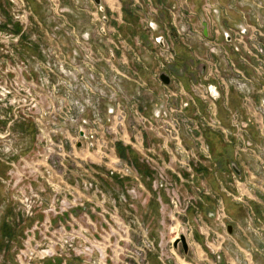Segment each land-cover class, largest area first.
I'll return each instance as SVG.
<instances>
[{
    "label": "rangeland",
    "instance_id": "1",
    "mask_svg": "<svg viewBox=\"0 0 264 264\" xmlns=\"http://www.w3.org/2000/svg\"><path fill=\"white\" fill-rule=\"evenodd\" d=\"M141 1L0 0V264H264V0Z\"/></svg>",
    "mask_w": 264,
    "mask_h": 264
},
{
    "label": "crops",
    "instance_id": "2",
    "mask_svg": "<svg viewBox=\"0 0 264 264\" xmlns=\"http://www.w3.org/2000/svg\"><path fill=\"white\" fill-rule=\"evenodd\" d=\"M134 1L135 0H101L102 8L105 10V13L108 14L103 17L105 23H109L110 29L113 32L115 31V33L125 38H134L139 32L137 18L139 19L140 17L136 15L137 10L134 6ZM141 3L142 11H145V0H142ZM82 23L87 24V21H82Z\"/></svg>",
    "mask_w": 264,
    "mask_h": 264
},
{
    "label": "built area",
    "instance_id": "3",
    "mask_svg": "<svg viewBox=\"0 0 264 264\" xmlns=\"http://www.w3.org/2000/svg\"><path fill=\"white\" fill-rule=\"evenodd\" d=\"M89 1H92V0H89ZM103 21H104V19H103ZM164 39H165L164 37H157L156 42L159 43L160 45H164L163 44ZM86 40H89V38L87 37ZM87 51H88V53H85L83 55V58H84V60H83L84 65L83 66H85L84 68H89V69L93 68V69L97 70V67L102 64L101 54L100 55L98 54L97 56H95V55L91 54V52L88 49H87ZM74 54H75V56H79V53L77 50L75 51ZM113 57H114V55H113ZM113 57H112V59H114V61H115V57L114 58ZM115 70L117 71V69H115ZM114 78H115V81H117V74L115 75ZM82 79H83L82 81H84L85 84H87V82H88L91 86L94 85L97 87L101 84V74L98 75V77L96 74L95 75L90 74L89 78L87 77L85 79V77H83ZM86 86L88 87V85H86ZM99 95H100V93H99ZM108 110H109L110 114H115V109L113 107H110Z\"/></svg>",
    "mask_w": 264,
    "mask_h": 264
},
{
    "label": "water",
    "instance_id": "4",
    "mask_svg": "<svg viewBox=\"0 0 264 264\" xmlns=\"http://www.w3.org/2000/svg\"><path fill=\"white\" fill-rule=\"evenodd\" d=\"M93 2L96 5L100 6L101 10L103 9L101 6V0H93ZM202 26H203V30H204V35L206 36L207 35V24L205 21L202 23ZM226 38H229V36L226 35ZM159 79L165 85L170 84V77L166 73H161L159 76ZM228 232L229 233L232 232V226L231 225H228ZM179 246H181L184 254H188L189 247H188L186 237L183 234H180L176 239L173 240V247L175 249H178Z\"/></svg>",
    "mask_w": 264,
    "mask_h": 264
},
{
    "label": "bare ground",
    "instance_id": "5",
    "mask_svg": "<svg viewBox=\"0 0 264 264\" xmlns=\"http://www.w3.org/2000/svg\"><path fill=\"white\" fill-rule=\"evenodd\" d=\"M92 2V1H91ZM93 3V2H92ZM106 45V44H105ZM110 48V47H109ZM181 234H183V233H181ZM180 234H178V236H179ZM178 236H176L174 239H176Z\"/></svg>",
    "mask_w": 264,
    "mask_h": 264
},
{
    "label": "flooded vegetation",
    "instance_id": "6",
    "mask_svg": "<svg viewBox=\"0 0 264 264\" xmlns=\"http://www.w3.org/2000/svg\"><path fill=\"white\" fill-rule=\"evenodd\" d=\"M93 1V0H92ZM98 6V5H97Z\"/></svg>",
    "mask_w": 264,
    "mask_h": 264
}]
</instances>
